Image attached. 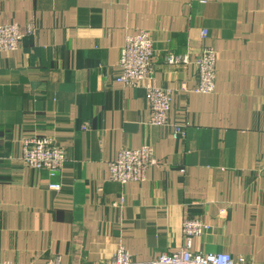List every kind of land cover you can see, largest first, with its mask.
<instances>
[{"label": "crops", "instance_id": "1", "mask_svg": "<svg viewBox=\"0 0 264 264\" xmlns=\"http://www.w3.org/2000/svg\"><path fill=\"white\" fill-rule=\"evenodd\" d=\"M5 24L35 33L0 53V263L107 264L119 247L148 262L182 249L194 219L192 253L264 264V0H0ZM138 31L152 39L153 85L174 93L164 127L147 124L142 89L114 82ZM204 47L214 93L187 94L194 67L164 56ZM32 137L64 149L55 179L16 160ZM144 145L159 162L146 181L111 182L117 153Z\"/></svg>", "mask_w": 264, "mask_h": 264}, {"label": "built area", "instance_id": "2", "mask_svg": "<svg viewBox=\"0 0 264 264\" xmlns=\"http://www.w3.org/2000/svg\"><path fill=\"white\" fill-rule=\"evenodd\" d=\"M35 33L33 27L28 26L24 32L17 24L0 25V53H13L20 48L22 40ZM207 37V31L200 33V39ZM154 49L152 39L146 31H138L127 35L120 51L118 74L114 79L124 87L142 89L148 111L147 124L153 127H164L168 124V115L172 107L174 93L153 85ZM164 62L170 66L192 65L196 72V85L185 91L197 95H210L215 90L216 53L212 48L204 47L193 60L189 55L167 53ZM87 125L83 129L87 130ZM171 136L174 140L184 137V127L181 124L171 126ZM14 160V159H11ZM16 160L22 165L35 171H44L50 179H55L63 169L66 161L65 151L56 145L50 137H32L21 142V155ZM159 162L154 151L149 146L138 149H123L116 158L108 164L109 180L121 186L146 181L149 169L155 168ZM49 190L58 191V184H50ZM204 225L199 220L188 219L182 224L184 247L171 254H161L148 262H135L129 253L119 247L107 264H242L243 259L237 261L224 253H192L190 251L192 238L198 237ZM0 264H10L1 262ZM48 264H57V261Z\"/></svg>", "mask_w": 264, "mask_h": 264}]
</instances>
